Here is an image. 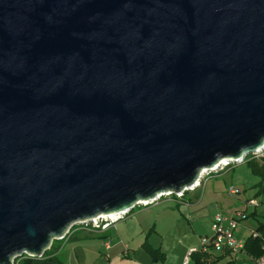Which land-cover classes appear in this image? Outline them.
<instances>
[{"label": "water", "instance_id": "obj_1", "mask_svg": "<svg viewBox=\"0 0 264 264\" xmlns=\"http://www.w3.org/2000/svg\"><path fill=\"white\" fill-rule=\"evenodd\" d=\"M264 148V0H0V264Z\"/></svg>", "mask_w": 264, "mask_h": 264}, {"label": "rangeland", "instance_id": "obj_2", "mask_svg": "<svg viewBox=\"0 0 264 264\" xmlns=\"http://www.w3.org/2000/svg\"><path fill=\"white\" fill-rule=\"evenodd\" d=\"M248 159L208 174L201 186L185 191L181 200L174 193L137 206L105 228L80 225L65 240H54L59 258L63 264H184L202 248V237L213 235L212 220L219 212L242 218L236 236L248 237L258 224L251 213L264 209V191L256 195L262 177L252 172ZM231 188L240 192L232 195ZM249 199L259 206L250 205ZM150 248L163 254L154 259ZM234 258L242 262L236 264H251L244 253ZM230 260L226 256L220 264Z\"/></svg>", "mask_w": 264, "mask_h": 264}, {"label": "built area", "instance_id": "obj_3", "mask_svg": "<svg viewBox=\"0 0 264 264\" xmlns=\"http://www.w3.org/2000/svg\"><path fill=\"white\" fill-rule=\"evenodd\" d=\"M251 154H253L254 158L260 159V158L264 157V148L257 151V152H253ZM244 160H245V158H244ZM226 164H229V163H220L216 167H213L211 169L206 170L202 174V176L198 179V183L196 186H194V188L198 187L199 185L201 186L202 181L207 177L208 174H211L212 172H216V171H219L220 169H223V167H225ZM202 178H204V179H202ZM189 190H191V189H189ZM239 192L240 191H238L234 188L230 189V193L232 195L238 194ZM184 193H185V191H182V192H179L176 194L179 198H181V196H184ZM171 194H174V193H171V192L160 193V194H158L157 199H155V200H141V201L137 202L135 207L147 206V205L159 200L160 198L166 197V196L171 195ZM249 204L254 206L257 204V202L255 200H251L249 202ZM135 207H133V208H135ZM132 209L122 211L119 213L98 215L97 217H94L89 221H85L82 226L105 228V227L109 226L110 224L114 223L115 221H117L118 219L124 217ZM238 214L243 215L242 212H238ZM239 225H240V221L238 220L237 216H225L224 214H222L220 212L217 213L212 220L213 235L211 237H208V236L202 237V250L207 252L212 247V249H214L215 251H222L224 248H229L237 255L240 253H245L244 252L245 239H241V238H238L236 236V230L238 229ZM251 235L253 237L258 236V234L256 232H254V230L252 231ZM263 250H264V236H263ZM13 264H18L17 259L13 261ZM184 264H190L189 257H187L185 259ZM253 264H264V253L261 257L255 259L253 261Z\"/></svg>", "mask_w": 264, "mask_h": 264}, {"label": "trees", "instance_id": "obj_4", "mask_svg": "<svg viewBox=\"0 0 264 264\" xmlns=\"http://www.w3.org/2000/svg\"><path fill=\"white\" fill-rule=\"evenodd\" d=\"M249 156V159H248ZM247 160V163L249 167L251 168L252 172L255 175H259L262 177V181L258 185V190L256 195H261L264 191V157L260 159H256L253 157V154H248L245 157V160ZM204 180L202 181V183ZM186 192L184 193V195ZM178 200H181V198L175 196ZM254 199H249L248 202ZM264 202H261V204ZM259 202H257L255 207L259 206ZM136 208V207H135ZM135 208H133L129 213H131ZM264 208V207H263ZM245 213V212H244ZM243 214V212H242ZM248 216V215H247ZM251 216H253L255 219H257V227L255 228L254 232L258 234L257 237H253L252 235L245 238V245H244V254L247 255V257L251 260V264H253V261L259 257H261L264 253L263 250V236H264V209L262 213H258L257 210L251 213ZM242 218H238V220L241 222ZM80 227V225H75L73 229ZM71 230V232H72ZM70 232V233H71ZM68 234L64 240L69 236ZM55 242H53L52 246L46 250V252L42 256H30L25 254L23 257H20L17 259L18 264H63L61 259L58 256V250L55 248ZM211 246V245H210ZM150 252L153 256V258H157V256L163 253L159 252V249L150 248ZM234 255L237 256L231 249L224 248L222 251H215L214 249H209L207 252L203 251L202 248L200 250L194 251L190 254V264H220V261L226 257L230 256L231 260L227 264H236V263H242L238 261V259L234 258ZM245 264V263H244Z\"/></svg>", "mask_w": 264, "mask_h": 264}, {"label": "crops", "instance_id": "obj_5", "mask_svg": "<svg viewBox=\"0 0 264 264\" xmlns=\"http://www.w3.org/2000/svg\"><path fill=\"white\" fill-rule=\"evenodd\" d=\"M256 201V200H255ZM257 202V201H256ZM255 230V229H254ZM70 235L72 234V232L71 233H69ZM251 235V234H250ZM249 235V236H250ZM73 237V235L71 236V238ZM247 238V237H246ZM245 239V238H244ZM70 240V239H69ZM190 256V255H189ZM246 260V259H245ZM185 261V260H184Z\"/></svg>", "mask_w": 264, "mask_h": 264}, {"label": "bare ground", "instance_id": "obj_6", "mask_svg": "<svg viewBox=\"0 0 264 264\" xmlns=\"http://www.w3.org/2000/svg\"><path fill=\"white\" fill-rule=\"evenodd\" d=\"M223 163H225V162H223Z\"/></svg>", "mask_w": 264, "mask_h": 264}]
</instances>
